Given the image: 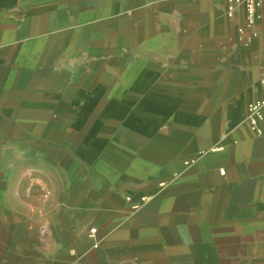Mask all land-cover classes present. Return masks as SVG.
Returning <instances> with one entry per match:
<instances>
[{
    "label": "crops",
    "instance_id": "1",
    "mask_svg": "<svg viewBox=\"0 0 264 264\" xmlns=\"http://www.w3.org/2000/svg\"><path fill=\"white\" fill-rule=\"evenodd\" d=\"M226 3L0 0V264H264V0Z\"/></svg>",
    "mask_w": 264,
    "mask_h": 264
},
{
    "label": "built area",
    "instance_id": "2",
    "mask_svg": "<svg viewBox=\"0 0 264 264\" xmlns=\"http://www.w3.org/2000/svg\"><path fill=\"white\" fill-rule=\"evenodd\" d=\"M240 7L245 8L246 22L248 27H252L259 18V12L263 7V0H227L226 13L229 18L235 17ZM249 121L251 130L257 135H262L260 123L264 121V99L255 101L249 105ZM194 162H188L187 165ZM164 185V184H163ZM133 209H138L139 205H133ZM96 229L90 230V238L96 241ZM96 246V245H95Z\"/></svg>",
    "mask_w": 264,
    "mask_h": 264
},
{
    "label": "rangeland",
    "instance_id": "3",
    "mask_svg": "<svg viewBox=\"0 0 264 264\" xmlns=\"http://www.w3.org/2000/svg\"><path fill=\"white\" fill-rule=\"evenodd\" d=\"M48 195H49V194L47 193V195H45V198H47V197H48Z\"/></svg>",
    "mask_w": 264,
    "mask_h": 264
}]
</instances>
